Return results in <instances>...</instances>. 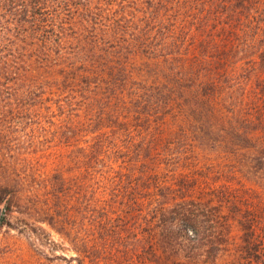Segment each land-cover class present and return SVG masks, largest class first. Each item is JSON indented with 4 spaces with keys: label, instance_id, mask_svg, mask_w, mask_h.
Instances as JSON below:
<instances>
[{
    "label": "rangeland",
    "instance_id": "rangeland-1",
    "mask_svg": "<svg viewBox=\"0 0 264 264\" xmlns=\"http://www.w3.org/2000/svg\"><path fill=\"white\" fill-rule=\"evenodd\" d=\"M154 182L219 191L217 256L110 231ZM0 195V264H264V0H0Z\"/></svg>",
    "mask_w": 264,
    "mask_h": 264
},
{
    "label": "trees",
    "instance_id": "trees-1",
    "mask_svg": "<svg viewBox=\"0 0 264 264\" xmlns=\"http://www.w3.org/2000/svg\"><path fill=\"white\" fill-rule=\"evenodd\" d=\"M2 83L4 87L9 85L7 82ZM135 184L139 188L140 184H146V182L141 181L138 184L135 181ZM150 187L154 192L152 198L150 196L145 198L147 199L145 207L141 206L144 201H140L131 214L132 218L129 220L132 219V221H128L127 224L123 217L128 212L123 216H118V224H114L112 228L109 227L110 231L114 229L115 231L112 232L119 236L131 226L135 229L136 239L139 238V234L151 236L144 246L148 245L151 249H154V246L158 249L160 247L168 256L180 255L186 258H197L202 255L206 258L217 256L223 249L229 233L223 208L214 201L219 191L213 189L210 193L213 202H208L203 198L204 196L184 194L185 191L191 190L193 184H157L154 182ZM221 195L223 197L225 194L221 193ZM2 200L3 195H0V201ZM233 204L230 208L235 211ZM240 223L244 229L251 227L243 220H240ZM108 225L111 226L112 223ZM249 257L255 262H259L261 258L256 253V249Z\"/></svg>",
    "mask_w": 264,
    "mask_h": 264
}]
</instances>
